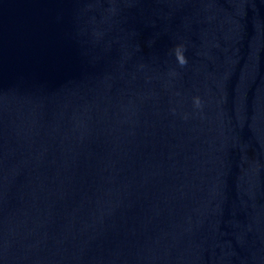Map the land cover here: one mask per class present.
Masks as SVG:
<instances>
[{
  "label": "water",
  "instance_id": "95a60500",
  "mask_svg": "<svg viewBox=\"0 0 264 264\" xmlns=\"http://www.w3.org/2000/svg\"><path fill=\"white\" fill-rule=\"evenodd\" d=\"M0 264H264V0H0Z\"/></svg>",
  "mask_w": 264,
  "mask_h": 264
},
{
  "label": "clouds",
  "instance_id": "9594fccd",
  "mask_svg": "<svg viewBox=\"0 0 264 264\" xmlns=\"http://www.w3.org/2000/svg\"><path fill=\"white\" fill-rule=\"evenodd\" d=\"M174 53L176 56V60L179 63L180 66H184L187 64V59L184 55V46L183 45H177L174 49ZM194 101V105L196 107H200L201 106V100L199 97H194L193 98Z\"/></svg>",
  "mask_w": 264,
  "mask_h": 264
}]
</instances>
